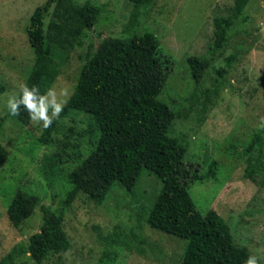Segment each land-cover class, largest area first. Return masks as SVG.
<instances>
[{"label": "rangeland", "instance_id": "obj_1", "mask_svg": "<svg viewBox=\"0 0 264 264\" xmlns=\"http://www.w3.org/2000/svg\"><path fill=\"white\" fill-rule=\"evenodd\" d=\"M45 1L0 0V146L5 150L0 161V261L15 247H25L42 225L38 208L19 228L11 226L7 208L21 190L40 197L41 205L63 213V230L71 242L67 252L50 255L40 264H179L185 241L155 231L146 221L162 188L154 174L144 170L130 192L115 183L102 203L79 194L70 206L64 205L71 188L66 173L95 146L97 133L89 116L61 112L53 120L55 131L50 142L44 145L39 141L45 129L42 122L30 121L23 126L9 114L7 102L18 96L35 60L26 28L35 8ZM75 1L82 4L86 0ZM92 1L102 7L98 21L87 31L84 44L69 52L50 87L57 96H49L47 102L66 104L90 46L95 52L108 37L153 33L161 52L172 60L171 74L157 97L175 115L169 135L182 140L184 161L198 164L199 174L205 178L189 187L191 199L201 215L216 211L228 224L233 241L245 247L250 257H256L257 264H264V188L259 178L244 177L241 153L253 133L264 125V0H249L244 24L241 15L234 12L235 0H153L138 10L134 29L135 8L128 0ZM53 15L52 7L44 20L45 31L52 32ZM219 16L232 18L235 27L214 65L223 66V59L230 54H236L237 59L223 89L201 113L193 101L195 82L187 59L208 57L214 40L213 19ZM215 77L207 72L199 91L211 88ZM199 96L198 92L204 103ZM55 156L60 161L53 176L47 163ZM10 264L37 263L26 254Z\"/></svg>", "mask_w": 264, "mask_h": 264}, {"label": "trees", "instance_id": "obj_2", "mask_svg": "<svg viewBox=\"0 0 264 264\" xmlns=\"http://www.w3.org/2000/svg\"><path fill=\"white\" fill-rule=\"evenodd\" d=\"M135 8L131 29L138 24V10L153 0H128ZM249 0H235L234 12L241 23ZM54 8L52 32L44 29V20ZM102 7L92 0L78 4L75 0H46L35 8L26 28L27 41L35 60L25 82L29 88L38 86L45 94L66 64L69 52L84 44L87 31L98 21ZM243 16V17H242ZM235 22L230 17L213 19L214 40L208 57H190L187 65L195 82L193 101L201 113L207 111L211 98L219 95L226 75L237 59L230 54L224 65H214L216 55L228 44ZM130 29V30H131ZM131 34V33H130ZM171 57L161 52L153 33L131 34L124 38H105L98 51L92 46L83 58L76 87L63 107V114L78 111L89 116L95 127L94 149L74 169L66 173L71 188L66 193L65 206L81 194L102 203L115 183L132 191L142 172L154 174L162 184L149 211L147 224L159 233L185 241L186 250L179 264H245L248 250L233 241L226 221L214 210L205 215L197 210L189 187L203 182L199 165L184 161L186 148L178 137L169 135L175 119L172 108L157 99L171 74ZM215 75L211 88L204 92L199 86L207 72ZM198 92L204 103L198 99ZM21 95L19 92L18 96ZM199 96V97H200ZM209 101V103H208ZM21 125L30 123L28 112L21 106L20 115L13 116ZM2 120L0 119V127ZM55 131V121L44 129L39 141L46 145ZM245 162L244 177L260 179L264 188V126L253 133L241 149ZM5 150L0 146V161ZM59 157L47 163L53 176ZM42 213L39 232L28 239L25 247H15L0 264H10L28 254L37 264L50 255H62L71 248L63 230V213L41 205L35 194L17 191L12 197L7 217L13 228H19L37 209Z\"/></svg>", "mask_w": 264, "mask_h": 264}, {"label": "clouds", "instance_id": "obj_3", "mask_svg": "<svg viewBox=\"0 0 264 264\" xmlns=\"http://www.w3.org/2000/svg\"><path fill=\"white\" fill-rule=\"evenodd\" d=\"M21 95L19 97L12 96L7 102L9 114L12 116H19L21 106L28 112L29 118L32 122L39 124L42 122L43 128H49L53 120L58 118L63 111L65 102L56 103L55 100L50 104L47 102L49 96H57L53 89H49L45 94H40L38 86L29 88L27 84L21 86ZM65 93H61L64 95ZM51 108V114L49 109ZM264 126V125H262ZM245 264H257V258L254 256L249 257Z\"/></svg>", "mask_w": 264, "mask_h": 264}]
</instances>
